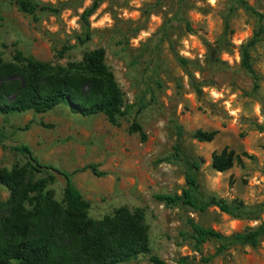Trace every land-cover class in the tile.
<instances>
[{
    "label": "rangeland",
    "instance_id": "1",
    "mask_svg": "<svg viewBox=\"0 0 264 264\" xmlns=\"http://www.w3.org/2000/svg\"><path fill=\"white\" fill-rule=\"evenodd\" d=\"M17 1L0 0V60L22 65L31 57L65 67L102 48L125 113L115 125L102 114L82 117L64 106L0 115V169L26 164L14 150L19 145L67 172L94 163L102 176L84 171L72 177L89 204L88 217L100 220L120 207L142 210L151 255L166 264H264V229L255 246L231 240L264 227V0H243L256 13L237 0H27L56 10L32 15ZM94 2L90 38L80 44L82 14ZM246 49L253 74L242 66ZM134 121L145 141L128 131ZM197 130L217 134L204 143L193 138ZM224 147L250 158L215 172L211 154ZM194 162L193 207L153 198L181 195ZM49 188L62 202L64 179L55 175ZM8 196L0 184V202ZM211 196L241 201L245 215L200 210ZM190 220L226 239L196 247ZM123 264L151 262L141 256Z\"/></svg>",
    "mask_w": 264,
    "mask_h": 264
},
{
    "label": "trees",
    "instance_id": "2",
    "mask_svg": "<svg viewBox=\"0 0 264 264\" xmlns=\"http://www.w3.org/2000/svg\"><path fill=\"white\" fill-rule=\"evenodd\" d=\"M237 3L256 13L243 0H237ZM17 4L20 11L30 15L37 11L56 13L50 6L27 0H18ZM97 7L94 2L82 14L86 32L78 38L80 44L90 38L87 18ZM15 58L20 60L22 56L17 53ZM242 66L253 74L247 49L243 51ZM59 106L82 117L102 114L113 125L124 115L123 94L105 63L102 48L85 51L80 61L69 62L65 67L31 57L22 65L0 60V115L28 111L43 114ZM128 131L145 141L143 129L137 122L134 121ZM216 134V131L197 130L193 138L210 143ZM14 150L25 156L27 162L23 166L0 169V184L9 194L7 201L0 202V264H123L141 256H149L151 264H166L151 255L142 210L120 207L100 220L88 217L89 204L75 187L72 177L84 171L102 176L96 164L89 163L67 172L42 164L25 145ZM249 158L224 147L211 154L210 165L215 172L223 173L234 166H243V159ZM197 168L195 162L187 168L184 175L187 188L181 195L161 193L153 198L165 205L193 207V192L198 190L194 174ZM38 173L46 176L37 178ZM55 175L64 179L62 202L55 199L54 191L49 188ZM208 207H215L233 218H242L246 213L245 206L237 199L227 201L211 196L201 203L199 209ZM189 226L196 247L211 240L226 239L214 229L192 220ZM263 229L236 234L231 240L255 246Z\"/></svg>",
    "mask_w": 264,
    "mask_h": 264
}]
</instances>
